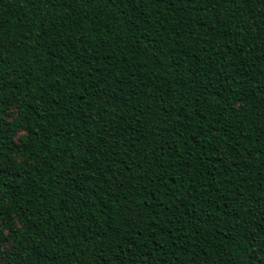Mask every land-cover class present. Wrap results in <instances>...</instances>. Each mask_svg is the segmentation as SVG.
Listing matches in <instances>:
<instances>
[{"label":"trees","instance_id":"1","mask_svg":"<svg viewBox=\"0 0 264 264\" xmlns=\"http://www.w3.org/2000/svg\"><path fill=\"white\" fill-rule=\"evenodd\" d=\"M0 264H264V0H0Z\"/></svg>","mask_w":264,"mask_h":264}]
</instances>
